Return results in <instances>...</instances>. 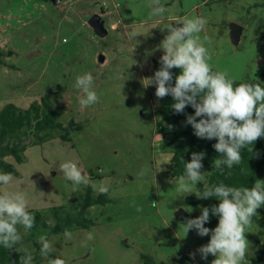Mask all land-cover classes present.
<instances>
[{"label": "rangeland", "instance_id": "374dc122", "mask_svg": "<svg viewBox=\"0 0 264 264\" xmlns=\"http://www.w3.org/2000/svg\"><path fill=\"white\" fill-rule=\"evenodd\" d=\"M115 1L125 2L77 3L104 6L114 11L117 20ZM66 2L0 0V45L14 51L0 65V105L17 100L25 107L31 100L56 92L62 97L61 121L66 124L74 117L82 125L71 132V141L57 136L28 146L23 161L16 163L19 174H12L11 184L0 186V193L24 192L29 209L48 215L52 206L75 200L86 188L83 184L75 187L60 171L62 163L71 161L89 178V185L107 186L110 200L91 206L87 215L94 223L68 229L73 234L70 240L64 232L39 227L30 236L21 228L32 255L43 235L66 264H143L142 254L151 256L154 264H211V255L207 260L199 253L195 260L189 255L208 242L195 230L186 234L182 224L200 215V209L190 195L177 191L179 177L170 172L172 151L163 146L168 138L157 123L160 99L155 96V85H144L153 75L154 59L163 54L158 46L167 29H161L182 17L197 16L207 21L198 35L211 55L212 69L225 72L230 80L264 81V0H164V20L154 32L135 39L128 35L135 29L124 32L122 23L113 29L109 20V33L96 34L81 13L64 11ZM232 22L244 25L239 43L231 38ZM88 73L93 75L92 88L99 99L81 110L78 97L83 93L76 80ZM208 170V166L201 170L204 180ZM197 184L190 185L193 191ZM94 194L99 193L94 190ZM180 209L184 218L177 216ZM262 209L245 228L249 245L242 264H252L251 258L261 247L257 237L264 241ZM49 221L55 222L53 217ZM88 233L94 238L88 240ZM49 260L39 254L32 264H49Z\"/></svg>", "mask_w": 264, "mask_h": 264}, {"label": "clouds", "instance_id": "9594fccd", "mask_svg": "<svg viewBox=\"0 0 264 264\" xmlns=\"http://www.w3.org/2000/svg\"><path fill=\"white\" fill-rule=\"evenodd\" d=\"M149 7L153 16L165 12L160 0H152ZM206 23V19L199 16L192 19L182 17L174 25L161 29H167V34L158 46L163 52L159 58L160 67L151 77H147L149 82L144 86L155 85L157 100L170 95L173 100L171 108L176 114H186L188 106L194 109L193 114H186L185 125H191L193 134L199 139L216 140L213 147L219 156L214 160V165L223 173L225 166L231 169L241 163L242 149L253 152L254 143L264 138V87L259 83H239L234 86L225 72L213 71L209 64L211 55L198 35ZM141 34L132 31L128 35L129 39H135ZM174 68L179 69V73L175 75L173 83L171 70ZM92 84L91 73L76 80L77 89L83 93L78 97L81 110L98 102L99 97ZM203 157L205 152L193 151L190 160H183L184 174L179 177L177 191L184 196L195 194L198 199L215 197L219 203L210 207L201 206L200 215L186 218L182 222L186 234L195 230L201 237L210 235L206 244L189 255L193 260L197 253L202 260H207L211 255L214 257L211 264H242L249 245L245 228L258 215L257 210L264 207V180L256 179L250 188L233 187L220 182L206 185L202 192H194L190 185L204 180V172L201 171ZM60 171L75 187L81 184L88 186L90 183L74 162L62 163ZM12 180L11 173L0 172V186L10 185ZM92 187L99 194L108 192L105 185L93 184ZM153 206H156V202H153ZM211 216L218 217L214 228L205 226ZM34 226L35 216L29 211V202L24 192L0 193V246L22 252L20 264H32L33 255L26 247L17 250L16 246L23 243L19 228L27 232ZM64 236L69 240L73 238L67 229ZM93 238L91 233L87 234L88 240ZM37 243L42 257L47 258L54 251V243L46 236H40ZM49 264L66 262L54 258L49 260Z\"/></svg>", "mask_w": 264, "mask_h": 264}, {"label": "trees", "instance_id": "16d2710c", "mask_svg": "<svg viewBox=\"0 0 264 264\" xmlns=\"http://www.w3.org/2000/svg\"><path fill=\"white\" fill-rule=\"evenodd\" d=\"M210 0H208L209 2ZM264 38V32L262 34ZM264 41V40H263ZM262 44H264L262 42ZM12 49L4 48L0 45V65L6 63V58L13 54ZM160 67L159 58L154 59L152 63V74ZM173 83L175 75L179 73V69H172ZM213 71H216L213 69ZM264 76V73H263ZM234 86L239 83H259L264 87V81L254 78H245L241 80H232ZM62 97L57 93L51 95H43L40 98L31 100L29 104L23 107L17 100H9L3 102L0 106V172L19 174L16 163L23 161L25 151L30 145L42 143L52 137H60L65 141H71V132L79 130L82 125L78 124L72 117L66 124L61 121ZM173 103L172 97L169 95L160 99L159 106L156 110L160 116L158 120L159 131L168 139L164 142V147H170L172 151L170 159V172L175 177L184 174V161L191 158V152H205L202 158L203 168L208 166L209 170L204 181L198 182L194 192H202L206 185H213L223 182L233 187H252L256 179L264 177V138L258 139L253 145V152H248L246 148L241 150L242 160L238 165H234L231 169L224 167L223 173L216 169L214 160L219 156L213 145L215 139H199L193 134L191 125H185L186 114H193L194 109L191 106L186 107L185 113L176 114L171 108ZM251 147V146H249ZM10 158H13L10 159ZM183 158V159H182ZM191 202L201 209V206L210 207L212 204H218L215 198L198 199L195 194H190ZM110 200L107 194H94L92 185L86 186L83 192L75 196V200L54 205L50 209L49 214L41 211L29 209L35 216V226L28 230L30 236H33L35 229L39 227L50 229L54 233L64 232L65 229H71L73 226H81L88 228L94 222L87 215L88 210L95 204L106 203ZM53 217L55 222L49 220ZM218 223V217L211 216L210 222L205 226L214 228ZM260 234L264 236V209L260 214ZM22 227L19 228V231ZM23 237L20 247L28 248V237ZM207 240L210 235L206 236ZM257 241L261 243V247L256 251L255 256L251 258L252 264H264V241L258 236ZM40 246L38 247L33 259L36 260L40 254ZM22 252L7 250L0 246V264H20L19 257ZM58 258L54 251L49 259ZM143 264H154V260L147 254L141 255Z\"/></svg>", "mask_w": 264, "mask_h": 264}, {"label": "crops", "instance_id": "0c3cea01", "mask_svg": "<svg viewBox=\"0 0 264 264\" xmlns=\"http://www.w3.org/2000/svg\"><path fill=\"white\" fill-rule=\"evenodd\" d=\"M160 3L164 5V0L160 1ZM66 4L67 7L64 10L65 12L71 13L72 15L81 13L84 16L83 22L87 25H90L92 28L93 26L89 23V18L94 13H100L102 15L105 26L106 21L109 20L111 23V28L113 29H118L119 25L122 23L124 32H128L130 28H132L142 34L154 32L158 24L164 20L163 13L159 16H153L151 14L152 9L149 6L152 4V0H125L123 4H120L119 1H115L118 11L117 20H115L113 17V14H115L114 11L106 9L104 6H102L101 9H98L92 5L81 6L77 3V0H68ZM117 5H119V7H117Z\"/></svg>", "mask_w": 264, "mask_h": 264}, {"label": "water", "instance_id": "95a60500", "mask_svg": "<svg viewBox=\"0 0 264 264\" xmlns=\"http://www.w3.org/2000/svg\"><path fill=\"white\" fill-rule=\"evenodd\" d=\"M89 23L93 26L95 32L100 35H106L108 33V29L106 28L104 24V19L102 18V15L100 13H94L89 18ZM244 30V25L238 22H232L230 24V34L231 38L235 43H239L241 35ZM104 57H102V60ZM178 218H184L185 212L184 210L180 209L177 212Z\"/></svg>", "mask_w": 264, "mask_h": 264}, {"label": "built area", "instance_id": "2783aa9c", "mask_svg": "<svg viewBox=\"0 0 264 264\" xmlns=\"http://www.w3.org/2000/svg\"><path fill=\"white\" fill-rule=\"evenodd\" d=\"M58 1V3H62V0H57Z\"/></svg>", "mask_w": 264, "mask_h": 264}]
</instances>
